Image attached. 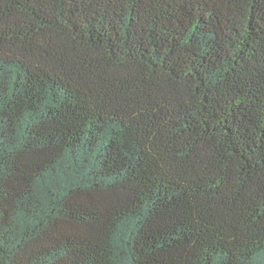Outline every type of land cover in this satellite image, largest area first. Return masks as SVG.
<instances>
[{"label":"trees","instance_id":"trees-1","mask_svg":"<svg viewBox=\"0 0 264 264\" xmlns=\"http://www.w3.org/2000/svg\"><path fill=\"white\" fill-rule=\"evenodd\" d=\"M0 264H264V0H0Z\"/></svg>","mask_w":264,"mask_h":264}]
</instances>
